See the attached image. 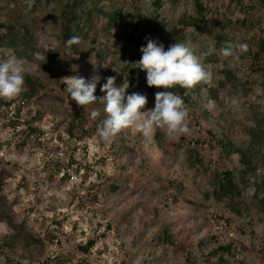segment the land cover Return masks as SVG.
<instances>
[{
  "label": "rangeland",
  "instance_id": "obj_1",
  "mask_svg": "<svg viewBox=\"0 0 264 264\" xmlns=\"http://www.w3.org/2000/svg\"><path fill=\"white\" fill-rule=\"evenodd\" d=\"M67 1L0 0V59L23 58L25 74L41 85L26 100L0 105V264H55L56 256L65 264H264V52L255 63L249 54H221L215 35L241 44L250 36L221 27L227 0H203L213 16L198 26L179 24L193 13L189 0H85L72 25L82 42L71 47L63 35ZM99 9L123 13L109 21ZM255 36L264 43V17ZM148 39L165 50L176 42L197 54L214 50L204 61L211 85L188 90L191 132L169 140L159 128L148 136L129 128L103 142V106H77L62 78L99 74L94 95L103 97L101 85L115 76L117 86L129 82L126 95L146 94L144 110L152 109L164 89L149 87L136 64ZM248 45L252 55L258 48ZM93 108L101 110L96 120ZM256 129L255 169L246 176L238 154L221 156L207 138L245 151ZM223 166L237 178L234 198L213 194ZM90 240L81 254L77 247Z\"/></svg>",
  "mask_w": 264,
  "mask_h": 264
},
{
  "label": "clouds",
  "instance_id": "obj_2",
  "mask_svg": "<svg viewBox=\"0 0 264 264\" xmlns=\"http://www.w3.org/2000/svg\"><path fill=\"white\" fill-rule=\"evenodd\" d=\"M81 42V37L73 36L67 40V45L71 47ZM247 50L246 44L226 42L220 52L230 57ZM140 51L142 57L136 64L137 68L146 72L147 85L164 89L155 93L152 109L144 110L148 103L146 94L133 92L126 95L129 82L124 81L117 86L115 76L107 77L106 83L101 85L100 91L106 93L103 97L94 95L101 79L99 74L92 75L90 79L79 75L62 78L63 84L67 86L65 92L77 106L84 109L95 104L103 106V118L97 126L98 136L103 142H112L129 128H135L145 136L159 128L169 140L189 135L190 109L180 95L169 89L179 86L191 90L201 84L211 85L213 81V73L204 63L213 49L197 54L190 43L176 42L165 50L162 43L148 39L147 45L141 47ZM25 63L23 58L15 55L0 59V99L13 101L21 96L25 90ZM113 71L121 73L115 69ZM100 116L99 108L91 110L92 120Z\"/></svg>",
  "mask_w": 264,
  "mask_h": 264
},
{
  "label": "trees",
  "instance_id": "obj_3",
  "mask_svg": "<svg viewBox=\"0 0 264 264\" xmlns=\"http://www.w3.org/2000/svg\"><path fill=\"white\" fill-rule=\"evenodd\" d=\"M97 1V0H94ZM173 3H178L180 1H187V0H169ZM191 3L192 8V15H189L186 19L182 18V20L179 22L180 25L183 26H198L200 23L203 22V19H206L207 14H210L213 16V12L208 9V7L203 3V0H189ZM82 3H85V0H69L66 3V7H68L67 11L71 13L72 15L69 16L68 13H65L63 15L64 22H63V35L66 40L74 36L75 30L72 29V25L77 20L78 16L76 14V7L81 5ZM156 5L158 2H154ZM153 4V5H155ZM99 12H101L109 21H115L118 19L122 11L119 12H105L104 10L99 9ZM221 27L224 28H234L238 30H244V32H247L250 34V36L247 39H243L241 42L242 44H246L249 49L248 42H254L256 47L258 48L256 52H254L251 55V52L248 50L246 52L240 53V57H243V54H249L251 56L252 62L255 63L259 57L260 54L264 52V43L260 39H255V34L259 31L261 27V23L264 17V0H227V5L225 10L223 11V14H221ZM132 17V16H130ZM138 18H142V20H146V16L143 17V15L138 11V14L135 16ZM184 17V16H183ZM143 22V29L145 32H149L152 28L150 27L149 22ZM199 23V24H198ZM137 27V25L135 24ZM172 41H175L176 39H172ZM226 42H232L237 43L235 40L228 39L225 35H215V44L220 46L221 48L225 45ZM9 44L11 47L15 49V52H18V45L14 43L12 40L9 41ZM40 83L32 78L31 75L25 74V90L21 94L22 100H26L29 98L34 90L37 87H40ZM169 91L175 92L177 95H180L185 103L189 106L190 103V92L188 89L176 86L173 89H169ZM3 102V103H2ZM11 101H3L0 99V105H4L6 107L10 106ZM75 125L80 126L83 128V119L81 118L79 113H76V116H74ZM82 125V126H81ZM72 129L73 125L69 126L67 129V132L69 135H72ZM37 130L35 128H31L29 130L30 134H35ZM83 131V130H82ZM261 130H254L251 133L249 146L248 148L243 151L241 149H233L232 144L223 140H220L216 138L213 134L207 133L208 135V141H211V143H214V145H217V147L220 149L219 151L222 153H228L230 151H233V153L238 154L239 156V162L243 166L244 175L246 176L247 173H251L255 167L253 166V159L254 155L257 153V148L259 147V133ZM83 133V132H82ZM85 134V133H83ZM198 143V142H197ZM219 161L222 162V157L218 155ZM260 186L264 187V178L260 183ZM112 189L115 188V186H111ZM264 189V188H263ZM241 190L239 187V184L237 182V178L234 176L233 172L231 170L226 169L224 166L222 167V170L217 178V189L214 191L215 197H226V198H234L236 195H240ZM95 241L90 240L87 242L84 246L80 245L78 246V251L81 254H88L90 249L94 246ZM226 252H230L229 247L223 248ZM65 259L56 256L51 260V263L55 264H65Z\"/></svg>",
  "mask_w": 264,
  "mask_h": 264
}]
</instances>
